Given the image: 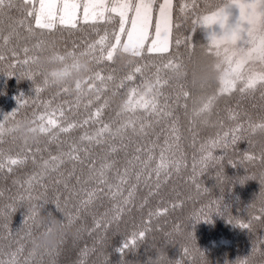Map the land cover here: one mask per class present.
I'll list each match as a JSON object with an SVG mask.
<instances>
[{
	"label": "trees",
	"instance_id": "16d2710c",
	"mask_svg": "<svg viewBox=\"0 0 264 264\" xmlns=\"http://www.w3.org/2000/svg\"><path fill=\"white\" fill-rule=\"evenodd\" d=\"M219 3L220 0H173L174 27L168 53H145L127 66L116 55L114 63H93V71H101L107 76L115 69L113 74L118 82L139 65L143 73L136 77L135 83H139L144 78L154 81L156 67L162 68L169 59L191 65L215 58L209 54L208 45L211 34L220 35L217 30L221 29L216 27L205 33L196 20L210 14ZM182 6L188 9L185 13L180 11ZM27 7L38 8L39 0H33ZM25 16V6L20 0H12L11 6H5L0 12V37H11L6 45L0 38V52L5 56L0 61V121L18 108L17 100L23 95L27 103L20 109L16 120L32 119L34 113L44 111L45 103L50 101L53 108L62 107L64 115L61 117L57 113L56 118L63 125L73 121L82 124L106 100L107 105L102 108L99 119L109 124L112 131L129 118L135 123L125 127L122 136L108 137L104 143L84 142L89 154L79 153L85 162L75 165V175L70 179L68 174L73 164L66 162L58 172L49 173L40 183L33 181L31 187L27 183L29 178L41 170L38 164H33V157L38 162L48 159L50 155L58 154V146L67 152L74 141L79 142L85 131L93 134L102 124L78 126L71 132L59 133L56 140L40 135L36 142L21 143L13 134L4 136L0 143L3 157L21 156L27 160L12 166L11 172L7 169L0 171V264H264V179H261V173H264V130L258 127L264 124V85L258 84L255 89L244 93L237 89L230 95H219L211 113L197 117L194 110L217 92L218 83L194 88L186 81L169 79L171 70L162 68L160 76L168 83L159 89L158 102L160 106L167 105L172 115L161 118L143 109H137L135 113L122 112L123 97L112 94V82H108L101 99L96 101L95 93L87 90V84L83 85L86 94L77 95L71 88L64 92L63 88L49 83L43 86L45 79L35 71L33 63L27 66L33 73L32 79L26 77L21 67H11L17 58L13 57V50L19 59L24 58V47L30 49V56H35L37 41H44L43 45L54 43L61 52L82 51L103 35L106 27L109 30L117 27L118 17L116 24L92 25L81 21L77 30L58 26L51 32L36 29V35H29L19 23ZM27 19L34 25V17ZM176 24L179 27H175ZM93 28H99V33ZM176 40L181 41L179 46ZM237 46L248 47L240 42ZM245 68L260 72L264 65L255 60ZM96 84L99 87L100 82ZM37 86L43 87L38 95L35 93ZM184 91L189 93L187 98L182 95ZM89 99L93 103L85 108ZM233 113L236 119L230 118ZM237 123L243 125L242 138L227 147L212 149L215 159L207 161L204 166L202 157L209 142L230 132ZM141 124L145 126L143 132ZM173 124L179 135L178 141L172 133ZM166 138L172 145L166 157L179 160L180 166L178 170L168 169L170 175L166 181L164 172L157 181L153 170L161 163ZM111 146H115V152H110ZM29 148L30 152L27 151ZM149 155L151 160H148ZM248 155L254 159H245ZM136 156L140 159L136 160ZM105 158L114 162L113 168L107 172L109 183L117 184V170L123 172L128 168L129 179L122 185L123 195L126 197L135 185L131 203L123 206L119 219L112 220L115 215L113 206L120 204L123 197L113 200L105 189L104 193L97 194L87 210L81 211V219L74 222L82 227L78 239H68L60 249L34 251L31 241L40 229L31 220L24 223L28 216L26 209L43 202L46 211L60 219L76 213L80 201L87 198L86 190L95 187L94 182L83 183L89 174V164L94 161L99 169ZM137 173H141L139 181L136 180ZM77 176L81 180L79 184ZM235 176L247 177V183L241 186L228 178ZM57 179L61 183L57 184ZM65 181L68 188L64 187ZM94 218H102V226L89 235ZM107 220L112 222L105 227L104 221ZM240 223H248L250 227L241 228ZM140 232H144L143 238L138 237L135 244L121 254L119 249L124 242Z\"/></svg>",
	"mask_w": 264,
	"mask_h": 264
},
{
	"label": "snow or ice",
	"instance_id": "6c2138e0",
	"mask_svg": "<svg viewBox=\"0 0 264 264\" xmlns=\"http://www.w3.org/2000/svg\"><path fill=\"white\" fill-rule=\"evenodd\" d=\"M25 6L26 16L20 20V25L25 29L29 35H36V29L47 30L51 32L58 26L77 30L78 24L82 21L84 24L98 25L104 24H116V18L118 17V26L109 30L107 27L104 30L103 35H99V38L87 44L84 50L76 52L75 49L68 51L70 56H84L89 58L94 64L99 65L105 61L114 63L115 57L119 51H123L126 54H130L135 58H141L147 54H166L170 51L172 44V31L174 27L173 21V0H163L156 7V0H39V7L27 6L33 3V0H20ZM12 0H0V12L3 11L5 6H11ZM235 7L239 10V18L235 24H229V12L228 9ZM82 9V14H81ZM186 6L180 8L181 13L187 11ZM155 13V16H154ZM28 17H34V25L28 20ZM201 28L211 29L212 26L218 25L221 29V34L217 35L213 32L210 36V42L208 45L209 54L215 55L218 58L223 59L226 68L229 72L227 79H222L218 83L217 92L207 97L202 106L198 110H194V115L200 117L204 114H210L211 109L215 103V100L219 95H230L237 89L244 93L248 90H253L258 84L264 85V70L260 72L246 70L245 66L250 62L259 60L261 65H264V0H220L217 7L211 11L210 14L198 17L196 20ZM175 27H179L176 24ZM93 31L99 33V28H93ZM3 39L6 45L10 36L0 37ZM244 40V43L248 45L245 47H238L237 42ZM188 41L185 40V43ZM176 45L179 46L181 41L176 40ZM44 44V41H37L34 47L39 48ZM24 58L19 59L18 54L13 50V57H17L11 67H21L27 78L32 79L33 73H31L27 66L33 63L34 56H30V49L28 47L23 48ZM5 56L0 52V61H3ZM179 66L174 60L169 59L167 63L163 64V69L172 70ZM162 68L157 66L155 72V79L149 80L148 78L142 79L139 83H135L137 75H143L142 66H135L127 75L123 76L116 82V77L112 73L104 76L101 71H92V73L83 82V85L87 84V90L95 93L94 100L99 101L102 97L104 90L108 87V82L114 83L113 95L120 94L123 97L122 112L135 113L137 109H143L150 115H156L157 117L165 118L170 117L172 113L167 110V105L160 106L158 102L159 89L165 86L168 81L162 79L160 72ZM11 75V74H10ZM99 81L100 85L97 86L96 82ZM91 82V83H89ZM47 80L43 81V86H47ZM80 82H77L76 87L79 89L83 87ZM43 90L42 86L35 88V93L38 95ZM123 90V92H121ZM62 91L67 92V88H63ZM182 95L187 98L189 93L184 91ZM179 101V95L177 96V102ZM27 103L22 95L17 100L18 108L12 113L5 115L3 120L0 121V143L3 142V138L6 134L11 135L15 131L16 117L21 108ZM93 103L92 99H89L85 108ZM107 105L105 100L104 105L97 107L93 113L85 119L82 124L77 122H69L63 125L56 117L64 115L62 107L53 108L51 102H46L44 105V111L34 113L31 119L33 124L37 126L41 135L49 136L50 140H56L59 138V133H68L78 126L92 124H102V127L98 128L93 134L85 131V133L79 138V142L74 141L69 150L65 152L58 146V154L50 155L48 159H42L38 162L33 157V164H38L41 169L39 172L34 173L28 180L29 187L33 186V181L40 183L49 173L58 172L63 164L71 162L73 164L72 171L68 174L69 179L75 175V165L77 163L84 164V159L79 155L80 152H84L86 156L89 154L87 147H84V142L101 144L104 143L108 137L116 138L122 136L123 129L128 125L134 124L135 120L129 118V120L122 124L115 131H112L110 125L103 123L99 118L102 114V108ZM79 106V101H77ZM119 115V114H118ZM231 119H236V114L233 113L230 116ZM12 122L9 126V122ZM144 125L141 124V131L144 130ZM264 130V124L259 125ZM53 129H58V132H53ZM34 130H36L34 128ZM255 126H253V131ZM243 131V125L237 123L230 132H225L223 136H218L216 140H212L208 144L207 152L202 157V162L206 166L207 161L215 159L212 155V149L216 147H227L230 144H235L242 138L241 132ZM108 134L107 137L105 134ZM172 133L176 141L179 140L177 129L175 125L172 126ZM172 145L169 140L165 139V147L161 151L160 161L161 163L153 170L155 172L157 181L161 177V173L164 172L165 181L168 179L170 172L169 168L179 169L180 161L172 160L166 157V153L170 151ZM31 151V149H27ZM39 151V149H37ZM115 146L110 147V152H115ZM140 151L139 148L136 149ZM151 150H149L150 152ZM264 156V153H262ZM136 160L140 157L136 156ZM152 156H148V160H151ZM245 159H254L253 156L248 155ZM27 160V157L21 156H8L3 157V153L0 152V171H12V166L23 164ZM113 163L108 162L107 158L100 165L99 169L96 168L95 162L89 164L88 177L83 183L88 184L94 182L95 187H92L87 191V198L80 201V206L77 207L76 213H69L65 219L69 224L81 219L80 213L82 210H87L94 198L98 193H104L107 189V194L115 200L118 196L123 197L120 204L113 206L115 215L112 220H118L120 214L123 212V206L131 203L135 185L129 190L128 195H123V184H126L129 179V169L125 168L123 172L117 170L116 175L118 183L113 185L109 183L107 178V172L113 168ZM131 164V161H129ZM144 166L147 167V162H144ZM141 173H137L136 180L139 181ZM77 183H81L80 177H76ZM57 184L61 183L59 179L55 181ZM43 186V185H41ZM68 183L64 182V187L68 188ZM103 186V187H101ZM159 183L157 184V188ZM31 198V197H29ZM37 199H40L37 197ZM44 206L42 202L40 204ZM57 208H59V198H57ZM107 216V213L104 214ZM258 218V217H257ZM33 221L31 216H27L24 223ZM112 220L104 221L105 227L112 222ZM205 222H208L207 220ZM102 218H94V227L89 229V235L92 231L101 228ZM239 227L249 228L250 224L240 223ZM31 235V232L28 233ZM144 232L133 234L130 240H126L123 246L119 249L122 254L123 251L130 245H134L136 239L143 238ZM187 251V250H185Z\"/></svg>",
	"mask_w": 264,
	"mask_h": 264
},
{
	"label": "clouds",
	"instance_id": "9594fccd",
	"mask_svg": "<svg viewBox=\"0 0 264 264\" xmlns=\"http://www.w3.org/2000/svg\"><path fill=\"white\" fill-rule=\"evenodd\" d=\"M117 56L124 60L125 66L133 64L135 60L134 56L123 51H119ZM34 57L35 71L40 73L50 85L57 88H71L77 95L86 94L84 87L78 89L76 85L77 82L83 85L93 71V62L89 58L70 56L68 52L59 51L54 43L39 47ZM228 76L229 72L223 59L215 57L204 63L191 65L179 63L178 67L171 70L169 79L186 81L194 88H203L213 82L219 83ZM14 127V138L21 143L36 142L40 139L41 134L31 119L17 120ZM228 178L241 186L247 183V177L244 176ZM261 179H264V173H261ZM26 212L40 229L31 241L32 248L36 252L60 249L68 239L75 240L81 235V226L75 223L69 224L64 218L60 219L46 211L40 204L30 205Z\"/></svg>",
	"mask_w": 264,
	"mask_h": 264
},
{
	"label": "rangeland",
	"instance_id": "374dc122",
	"mask_svg": "<svg viewBox=\"0 0 264 264\" xmlns=\"http://www.w3.org/2000/svg\"><path fill=\"white\" fill-rule=\"evenodd\" d=\"M162 2L163 0H156V7L158 8L159 4ZM228 12H229V24H235L239 18V10L235 7H232L231 9H228ZM81 14H82V9H81ZM154 16H155V13H154ZM216 27L219 28L218 25H214L212 26L211 29L204 28V31L205 33H209L211 30L215 29ZM217 31H219V34L221 33V30H217ZM242 41L244 40L242 39L241 41H238V42L244 44V42Z\"/></svg>",
	"mask_w": 264,
	"mask_h": 264
}]
</instances>
